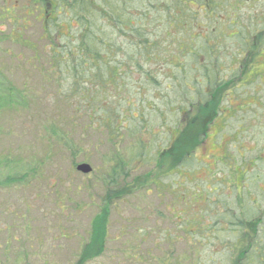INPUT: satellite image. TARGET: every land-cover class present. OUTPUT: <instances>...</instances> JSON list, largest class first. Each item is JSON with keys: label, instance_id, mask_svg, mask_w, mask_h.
I'll return each mask as SVG.
<instances>
[{"label": "rangeland", "instance_id": "obj_1", "mask_svg": "<svg viewBox=\"0 0 264 264\" xmlns=\"http://www.w3.org/2000/svg\"><path fill=\"white\" fill-rule=\"evenodd\" d=\"M29 5L31 0H0V264H143L144 257L149 258L148 264H165L163 258L167 264H179L176 260L181 259L187 248L183 238L186 233L174 229V214L164 205L172 201L168 194L164 192L159 198V191L153 185L149 186V193L145 194L146 188H141L133 197L126 195V189L120 196L116 193L122 191L118 187L133 178H142L148 173L156 175L152 173L154 164L138 161L129 178L120 175L115 183L108 180L110 165L115 164L108 161V156L116 154L113 153L116 150L126 156L136 146L133 138L127 137L114 149L105 133L87 132L84 118L78 116L69 119L74 128L68 135L49 130V125L55 129L54 124H63L55 119L58 99L54 95L55 85L47 82L42 72L41 66L47 59L40 62V56L47 57L50 50L48 38L51 36L43 35V12L34 11L37 17L34 18L29 15ZM238 12L246 26H231L226 31L236 36L230 45L223 46V53H227L222 56L223 70L218 78L225 85L223 108L212 120L205 140L193 156L195 165L187 167L191 179L188 174H181L180 185L189 198L197 200L207 193L201 187H211L209 181L214 178H225L228 188L234 191L228 198L237 201L235 181H241L244 174L242 184H246L250 196L246 188L242 196L249 197V201L252 196L260 203L255 213L262 216L258 235L264 243V37L256 27H261L264 19V0H244ZM59 17L63 22L62 31L75 35L65 25L64 13ZM198 21H202L200 14ZM206 22L210 20L198 22L193 32L202 33ZM209 30L218 32L217 25L210 23ZM250 33L257 37L249 39ZM50 34L54 35L53 29ZM214 35L215 40L221 41ZM214 35L210 33L211 38ZM58 37L59 43H63L65 39ZM163 72L159 81L164 90L166 84H172L174 72L167 65ZM10 89L13 95L9 103L5 96ZM179 92L170 88L164 96L157 91L148 95L153 106H160ZM134 97L132 104L138 107L139 99ZM172 127L162 131V143L170 138L167 132ZM67 137L74 145L72 150L69 141L64 143ZM74 150L79 152L72 155ZM225 155L230 156L225 158L227 163L216 162V156ZM149 157L153 156L149 154ZM84 162L91 165V172L77 170L78 164ZM24 173L26 177L20 182H7ZM164 180L166 183L170 177ZM216 186L224 193L223 186L219 183ZM184 190L180 189V196ZM211 198L218 196L211 195ZM104 202L110 213L106 250L102 254L93 251L86 261H81L82 250L90 241L92 220L101 212ZM245 202L244 208L254 210V204ZM184 208L183 201H179L176 209L183 211ZM200 211L198 206L196 212ZM195 214L200 217V213ZM177 216L183 220L184 215ZM209 232L210 235H203L206 246L202 253L206 255V264H230L226 243L230 241L232 229H210ZM143 233L147 238H142ZM171 239L178 242L170 245ZM134 255L139 257L134 260L131 258ZM185 264H192L191 257Z\"/></svg>", "mask_w": 264, "mask_h": 264}, {"label": "trees", "instance_id": "obj_2", "mask_svg": "<svg viewBox=\"0 0 264 264\" xmlns=\"http://www.w3.org/2000/svg\"><path fill=\"white\" fill-rule=\"evenodd\" d=\"M243 3L244 0H31V5L27 6L30 16L34 11L43 12V35L51 36L48 38L50 50L47 57L40 56V62L47 59L41 66L42 72L46 81L55 85L54 95L59 99L56 100L55 119L63 124H54L55 129L49 125V130L68 135L74 128L71 118L78 116L84 118L87 132L105 133L114 149L127 137L133 138L136 146L130 148L126 156L117 150L113 152L116 154L108 156V161L115 162L107 172L108 180L115 183L120 175L129 178V172L135 169L138 161L154 164L152 173L156 175L148 173L142 178H133L128 184L118 187L122 191L116 193L120 196L126 189V195L133 197L141 188H146L145 194L149 193V186L153 185L159 191V198L164 196V192L168 194L172 201L164 205L174 214V229L186 233L183 238L187 248L181 259L177 258L179 264H185L188 257H191L192 264H200L203 260L206 264V255L202 253L206 246L203 235H210V229H232L233 234L226 243L230 264H264V243L256 235L260 215L255 213V208L260 203L255 198L251 196L250 201L249 197L243 199V188H239L237 201L231 200L232 197H228L234 191L228 188L225 178L213 177L215 180L209 181L212 186L201 187L203 193H207L197 200L189 198L180 185L181 174L186 173L191 179L187 167L195 165L193 156L205 140L212 120L223 108L225 85H222L223 81L218 82L223 70L222 56L227 53H223V46L230 45L228 43L233 42L236 36L234 32H226L232 29L228 27L246 26L238 12ZM62 13L66 16L65 25L75 35L62 31L63 22L59 17ZM199 14L201 22L198 21ZM203 20L215 23L218 32L209 30V22L204 24L202 33L193 32L198 22L203 23ZM256 27L258 31L262 30L264 37V19L261 27ZM52 29L54 35L50 34ZM210 33L216 34L221 41L215 40V35L211 38ZM58 36L65 39L63 43H59ZM256 37L251 33L248 35L249 39ZM166 65L172 68L174 76L172 84H166L163 90L159 78L165 74ZM221 87L223 89L220 90ZM170 88L181 93L164 100L160 106H153L148 93L157 91L164 96ZM12 92L10 89L5 96L9 103ZM135 95L140 108L132 104ZM160 126L163 129H157ZM168 126H173L167 132L170 138L162 143L161 133ZM59 141L63 145L61 139ZM68 141L70 150L74 149L70 137L65 138L64 143ZM76 151L71 152L72 155ZM225 158L227 155L216 156V162L223 165L227 163ZM24 177L25 173L7 182H20ZM168 177L170 180L165 183L164 179ZM244 177L241 174V181H235L236 188L242 185ZM217 182L225 188L224 193L228 191V195L223 196ZM180 189L185 192L183 196L179 195ZM245 190L248 191L247 188ZM211 195L218 198L213 199ZM179 201L185 205L183 211L176 209ZM245 201L254 204V210L244 208ZM198 206L200 212H196ZM179 213L184 215L183 220L177 216ZM195 213H200V217ZM109 216L104 202L101 212L92 220L90 241L82 250L81 261H86L93 251L95 254L105 252ZM173 233L177 235L175 230ZM141 236L147 238L145 233ZM169 242L173 245L178 241L171 239ZM199 254H202L200 258ZM136 257L139 256L131 258ZM167 260L172 261L170 258ZM141 261L148 264L149 258L144 257ZM162 261L168 263L164 258Z\"/></svg>", "mask_w": 264, "mask_h": 264}, {"label": "water", "instance_id": "obj_3", "mask_svg": "<svg viewBox=\"0 0 264 264\" xmlns=\"http://www.w3.org/2000/svg\"><path fill=\"white\" fill-rule=\"evenodd\" d=\"M77 170H78V171H81V172H83V173H89V172L92 171V167H91L90 164L84 162V163H80V164H78V166H77Z\"/></svg>", "mask_w": 264, "mask_h": 264}, {"label": "flooded vegetation", "instance_id": "obj_4", "mask_svg": "<svg viewBox=\"0 0 264 264\" xmlns=\"http://www.w3.org/2000/svg\"><path fill=\"white\" fill-rule=\"evenodd\" d=\"M32 16H34V18H37L36 15H35V12H33ZM0 83H1V82H0ZM229 157H230V156H227V158H229ZM33 172H34V171H33ZM33 172H32V173H33ZM244 179H245V177H244ZM239 188H241V189H242V188H246V185H244V186H243V184L240 185V187H237V190H238ZM241 189H240L239 191H241ZM247 192H249V190H248ZM258 219H260L259 226H261V224H262V222H261V221H262V218L259 217ZM257 230H258V229H257ZM256 235H258V231L256 232ZM256 239H257V238H256ZM257 240H259V239H257Z\"/></svg>", "mask_w": 264, "mask_h": 264}]
</instances>
